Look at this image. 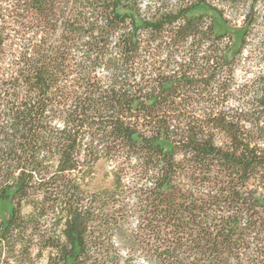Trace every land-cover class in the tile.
I'll return each mask as SVG.
<instances>
[{"label": "trees", "instance_id": "16d2710c", "mask_svg": "<svg viewBox=\"0 0 264 264\" xmlns=\"http://www.w3.org/2000/svg\"><path fill=\"white\" fill-rule=\"evenodd\" d=\"M151 1L0 0V264H264V82L225 106L206 1Z\"/></svg>", "mask_w": 264, "mask_h": 264}, {"label": "rangeland", "instance_id": "374dc122", "mask_svg": "<svg viewBox=\"0 0 264 264\" xmlns=\"http://www.w3.org/2000/svg\"><path fill=\"white\" fill-rule=\"evenodd\" d=\"M197 1V0H192ZM204 5L198 13L205 16L208 22L214 24L217 34H224L222 44L228 47L225 73L230 74L226 78L230 82V91L233 97L225 101V106L237 110L242 103L247 107L250 96L254 95V88L263 86L264 78V0H205ZM148 4H152L148 0ZM261 80V81H259ZM248 94L247 99H240L241 92ZM112 174L111 166L101 161L91 178H87L82 185L87 193L94 194L101 189L111 188ZM135 200L132 194L126 197V208L132 209ZM11 211L9 202H0V220H5ZM22 215L31 212L30 207H23ZM137 223L136 217L129 215L126 232L131 235ZM53 220H47L41 227L45 234L51 233ZM38 236L35 240H38ZM115 246L126 252L128 246L121 245L116 241ZM50 251H44L38 258V250L31 252V261L28 264H47ZM133 264H153L148 259L137 256L133 258Z\"/></svg>", "mask_w": 264, "mask_h": 264}]
</instances>
